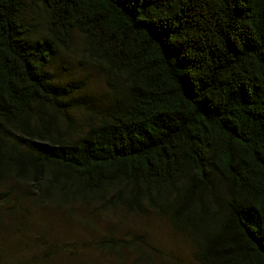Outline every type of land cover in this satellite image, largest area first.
Instances as JSON below:
<instances>
[{"label":"trees","instance_id":"16d2710c","mask_svg":"<svg viewBox=\"0 0 264 264\" xmlns=\"http://www.w3.org/2000/svg\"><path fill=\"white\" fill-rule=\"evenodd\" d=\"M78 37L106 77V111L50 73ZM7 180L43 205L167 218L200 264H264V0H0Z\"/></svg>","mask_w":264,"mask_h":264},{"label":"rangeland","instance_id":"374dc122","mask_svg":"<svg viewBox=\"0 0 264 264\" xmlns=\"http://www.w3.org/2000/svg\"><path fill=\"white\" fill-rule=\"evenodd\" d=\"M45 20L43 9L33 5L29 24L34 39L44 34ZM81 41L78 37L74 49L56 57L50 73L56 83L76 85L80 97L106 111L112 93L105 75L83 56ZM77 115L80 122L87 117L83 112ZM0 216V264H136L140 248L154 264H200L192 240L152 212L105 213L95 206L43 205L27 186L7 180L0 182ZM105 239L131 241V248L122 254L101 251L96 244Z\"/></svg>","mask_w":264,"mask_h":264}]
</instances>
